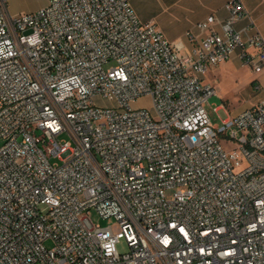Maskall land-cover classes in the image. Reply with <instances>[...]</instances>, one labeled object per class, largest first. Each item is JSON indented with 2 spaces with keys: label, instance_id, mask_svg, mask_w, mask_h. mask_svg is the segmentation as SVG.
Masks as SVG:
<instances>
[{
  "label": "built area",
  "instance_id": "built-area-1",
  "mask_svg": "<svg viewBox=\"0 0 264 264\" xmlns=\"http://www.w3.org/2000/svg\"><path fill=\"white\" fill-rule=\"evenodd\" d=\"M7 1L0 264H264V97L235 115L211 106L212 123L201 77L236 52L264 77L263 36L235 26L242 0L196 23L188 49L130 0H47L6 17ZM142 97L153 114L132 106Z\"/></svg>",
  "mask_w": 264,
  "mask_h": 264
},
{
  "label": "rangeland",
  "instance_id": "rangeland-1",
  "mask_svg": "<svg viewBox=\"0 0 264 264\" xmlns=\"http://www.w3.org/2000/svg\"><path fill=\"white\" fill-rule=\"evenodd\" d=\"M191 0H130V4L137 17L142 22H154L156 26L167 36H183L186 32L185 25L189 14L193 9ZM47 3V0H8L6 6L7 15L26 14L34 12ZM204 82L214 87L216 95L209 99L207 113L212 121H219L218 115L211 106L223 104L230 115L251 107L256 102L257 93L246 81L251 78L250 71L245 67H240L236 62L230 60L220 65L210 68L201 76ZM100 106H110L111 103L105 99H96ZM135 108H145L153 114L151 99L142 97L132 103ZM173 191H166V197L170 198ZM91 219L95 224L103 227L108 225L107 220L101 219L95 211L91 213ZM50 247V243L46 242ZM120 254L129 251L124 240L116 246Z\"/></svg>",
  "mask_w": 264,
  "mask_h": 264
},
{
  "label": "crops",
  "instance_id": "crops-1",
  "mask_svg": "<svg viewBox=\"0 0 264 264\" xmlns=\"http://www.w3.org/2000/svg\"><path fill=\"white\" fill-rule=\"evenodd\" d=\"M227 1L228 0H191L190 3L193 5V9L189 14L190 18L188 19L185 25L186 32L183 36L172 35L171 37H167L157 26L156 27L164 34L166 39L169 40L170 42L176 44H179L181 42L185 48L187 49L192 48L199 43V41L204 35L203 33L199 32L196 29L195 27L196 23L204 20L209 15L215 16L218 21L225 20L227 17V12L225 11L224 6ZM242 3L244 4L248 12V16L238 21L235 25L236 28L238 30H241L245 28L249 24V22L252 21L255 27L257 28V30L261 33V35L264 38V0H242ZM187 32L192 33L193 35L192 39L186 37ZM237 54L238 52H236L228 61L232 60L240 66L239 60L237 58ZM250 73H251V78H249L246 81V83L249 81V84L254 89L253 82L255 80H258L264 87V77L262 75L253 74L251 71ZM256 93L258 94L256 99L257 102L259 99L264 97V89L256 91ZM255 103H253L252 105H254Z\"/></svg>",
  "mask_w": 264,
  "mask_h": 264
}]
</instances>
